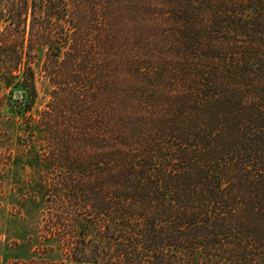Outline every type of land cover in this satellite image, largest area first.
I'll list each match as a JSON object with an SVG mask.
<instances>
[{
	"label": "trees",
	"instance_id": "1",
	"mask_svg": "<svg viewBox=\"0 0 264 264\" xmlns=\"http://www.w3.org/2000/svg\"><path fill=\"white\" fill-rule=\"evenodd\" d=\"M0 84V179L82 203L78 258L95 220L123 264H264V0H0Z\"/></svg>",
	"mask_w": 264,
	"mask_h": 264
},
{
	"label": "rangeland",
	"instance_id": "2",
	"mask_svg": "<svg viewBox=\"0 0 264 264\" xmlns=\"http://www.w3.org/2000/svg\"><path fill=\"white\" fill-rule=\"evenodd\" d=\"M36 53V88L38 92L34 106V116L37 117L44 105L49 101L52 86L41 71L43 52L35 49ZM22 91L11 86L5 88L0 84V97L3 101L14 104L16 95ZM1 130H8L10 134L0 141V151L3 158L10 154L16 156L15 137L11 136L12 127L6 125L9 117L14 120L8 105H4ZM10 152H9V151ZM5 161V160H4ZM19 168V166H17ZM13 168V167H12ZM0 179V264H123V254L114 248L105 235H99L95 228V220H90V227L85 237L84 255L80 259L76 249L79 216L86 218V208L82 203L66 195L64 191L51 186L48 197L42 201L33 202L32 184L39 178L30 173L28 168L18 172L22 180L13 179L17 174L14 168L8 173V167L2 171ZM44 175V174H43ZM33 180V183H32ZM17 185V187L13 186ZM18 186L22 187L24 200L18 193ZM53 193V194H52ZM52 194V195H51ZM32 200V201H31ZM150 250V251H149ZM143 247L140 250L141 260L138 264H158L152 258L155 251ZM157 254V251H156ZM78 260H81L78 261ZM165 264H170L167 259Z\"/></svg>",
	"mask_w": 264,
	"mask_h": 264
},
{
	"label": "water",
	"instance_id": "3",
	"mask_svg": "<svg viewBox=\"0 0 264 264\" xmlns=\"http://www.w3.org/2000/svg\"><path fill=\"white\" fill-rule=\"evenodd\" d=\"M20 96L19 95H16L15 98L18 99Z\"/></svg>",
	"mask_w": 264,
	"mask_h": 264
}]
</instances>
